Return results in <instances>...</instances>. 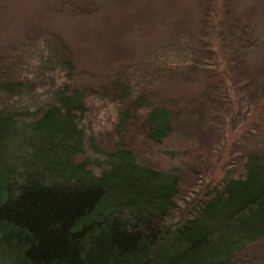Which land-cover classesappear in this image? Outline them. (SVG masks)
<instances>
[{
    "label": "rangeland",
    "instance_id": "1",
    "mask_svg": "<svg viewBox=\"0 0 264 264\" xmlns=\"http://www.w3.org/2000/svg\"><path fill=\"white\" fill-rule=\"evenodd\" d=\"M1 82L18 85L0 88V109L43 110L60 87L81 90L75 158L101 159L121 139L138 164L174 171L173 221L204 183L264 151V0H0ZM154 106L173 124L159 142L138 127ZM234 259L264 264V236Z\"/></svg>",
    "mask_w": 264,
    "mask_h": 264
},
{
    "label": "trees",
    "instance_id": "2",
    "mask_svg": "<svg viewBox=\"0 0 264 264\" xmlns=\"http://www.w3.org/2000/svg\"><path fill=\"white\" fill-rule=\"evenodd\" d=\"M53 99L43 110L0 109V264H235L264 236V151H246L239 174L204 183L167 221L176 173L138 164L121 139L101 159L75 158L84 97L64 85ZM170 115L154 106L139 130L159 142ZM118 116L115 132L128 109ZM85 138L97 152L93 135Z\"/></svg>",
    "mask_w": 264,
    "mask_h": 264
}]
</instances>
